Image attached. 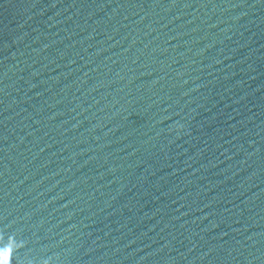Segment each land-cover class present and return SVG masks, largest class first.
I'll use <instances>...</instances> for the list:
<instances>
[{"label": "water", "instance_id": "1", "mask_svg": "<svg viewBox=\"0 0 264 264\" xmlns=\"http://www.w3.org/2000/svg\"><path fill=\"white\" fill-rule=\"evenodd\" d=\"M0 264H264V0H0Z\"/></svg>", "mask_w": 264, "mask_h": 264}]
</instances>
